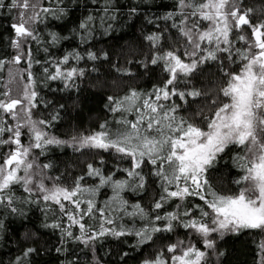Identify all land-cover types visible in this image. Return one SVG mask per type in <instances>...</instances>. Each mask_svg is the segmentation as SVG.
Listing matches in <instances>:
<instances>
[{
  "label": "snow or ice",
  "instance_id": "1",
  "mask_svg": "<svg viewBox=\"0 0 264 264\" xmlns=\"http://www.w3.org/2000/svg\"><path fill=\"white\" fill-rule=\"evenodd\" d=\"M242 5L243 0H176L177 10L164 19L173 21L171 27L184 38L185 47L179 53L176 50L155 52L149 61L152 65L162 64L168 74L163 86L153 87L149 92L132 89L122 97H107L108 110L119 114L115 126L109 127L105 121L98 131L78 141L72 138L77 149L87 147L128 159L132 167L123 169L125 179H114L115 173L105 176L101 169L89 164L86 175L99 179L95 187L82 186L80 181L84 177L78 178L71 188L59 184L47 187L45 180L52 178L42 173L51 165H37L30 157L34 150L39 149L43 154L48 146L69 143L47 131L57 117L32 118L37 92L29 90L31 85L22 98H11L10 91L0 94L4 97L0 99V146H8L0 153V205L17 212L11 207L13 196L9 194L16 185H22L28 193H41L37 200L30 202L55 205L70 222L62 228V235L73 238L70 229L75 226L80 232L75 239L85 245L105 236H134L139 246L153 241L157 233H174L177 228L185 232L188 239L173 238L174 242L144 257L140 264H209V253L216 251V237L222 239L226 234L246 230L264 234V18L254 22V9ZM4 7L0 0V8ZM10 7L18 13V22L11 27L16 36L13 47L20 50L21 41L36 39L31 25L42 19L41 13L53 10L42 6L40 0H10ZM91 20L89 16L80 27L87 29ZM245 29L250 36L244 34ZM56 39L53 34L52 40ZM146 39L155 47L161 36L153 34ZM237 41L243 42L244 47H236ZM221 54L230 65L238 64L237 70L225 68L224 61L219 59ZM21 55L30 69V50L27 54H17L13 63H19ZM82 58L73 52L60 61H53L52 71L43 69L46 78L62 81L65 88L74 86L75 79L82 77L84 70L69 62ZM88 58L95 60L96 56L88 53ZM208 61L220 65L225 82L216 99L210 100V114L197 110L196 116L203 124L200 126L179 115L180 105L172 98L178 97L187 104L188 98L195 102L203 95L198 89L178 91L175 83L191 77ZM28 75L31 78L30 71ZM4 114L13 123H7ZM233 147L238 149L234 161L240 170L234 181L237 191L221 194L211 187L206 174ZM144 165L150 166V175L156 178L160 190L151 205V215L139 203L130 205L122 196L129 189L144 190ZM105 186L112 189L113 195L102 207H97L96 195ZM189 198L201 203L182 208V203ZM173 201L177 202L176 210L161 215L158 210ZM125 216L133 223L136 218L144 223L140 228L125 227L120 223ZM85 217L93 220L95 226L86 224ZM46 226L61 228L60 223ZM193 241H198L201 247ZM258 249L259 264H264V240ZM33 252L35 249L28 248L24 258ZM20 260L18 257L16 264Z\"/></svg>",
  "mask_w": 264,
  "mask_h": 264
},
{
  "label": "trees",
  "instance_id": "2",
  "mask_svg": "<svg viewBox=\"0 0 264 264\" xmlns=\"http://www.w3.org/2000/svg\"><path fill=\"white\" fill-rule=\"evenodd\" d=\"M3 3L5 7L0 8V61H3L0 94L10 91L13 98L14 87H19L20 80L34 81L32 84L37 96L33 116L38 120H51L56 116L47 131L71 142L48 146L43 154L41 150H35L37 165H51L42 173L52 178L45 180L46 186L59 184L71 188L78 178L84 177L80 181L82 186L95 187L99 179L86 175L89 164L101 169L105 176L115 173L114 179H125L123 169L132 167L128 159L87 147L77 149L72 138L76 137L78 141L80 137L98 131L99 125L105 121L109 122V127L115 126L119 114L114 115L108 110L107 97H122L132 89L149 92L153 87L163 86L168 74L162 64L152 65L149 61L155 52L162 54L176 50L179 53L185 47L184 38L171 27L173 21L164 19L168 13L177 10L176 0H40L42 6L53 11L41 13L42 19L31 25L36 39L21 41L20 50L13 47L16 36L11 27L18 22L17 10L10 7V0H3ZM242 6L254 9V22L264 18V0H243ZM89 16L92 20L88 28H81V23ZM53 34L57 37L55 42ZM153 34L161 36L155 47L146 39ZM244 34L250 36L247 29ZM236 47L243 48V42L237 41ZM29 50L30 69L24 55H21L19 63H13L17 54H27ZM73 52L83 58L70 60L69 63L82 68L84 75L77 77L70 88H65L60 80H48L43 69L52 71L53 61H60ZM88 53H94L96 59H89ZM219 59L224 61V67L229 71L237 70L238 64L230 65L222 54ZM26 69L31 72V78ZM224 82L216 61L200 65L191 77L178 79L175 83L178 91L198 89L203 94L195 102L188 98L187 104L173 97V101L180 105L179 115L203 126L196 112L203 109L205 114H210V100L216 99ZM0 99L4 97L0 95ZM7 147L0 146V153ZM237 152L238 149L233 147L208 169L206 179L218 193L233 194L237 191L234 183L240 171L234 161ZM150 172V166L144 165L142 174L146 184L143 191L129 189L122 193L130 205L139 203L149 215L152 214L151 205L160 192L156 178ZM9 194L13 196L11 207H15L17 212L13 213L7 205H0V264H16L18 257L21 258L20 264H140L144 257L174 242L173 238L188 239L185 232L177 228L174 233L155 234L153 241L146 245L138 246L134 236H105L91 245H85L75 239L80 235L75 226L70 229L73 238L62 235V228L70 222L67 217H62L55 205L43 201L30 202L37 200L41 193H28L22 185H16ZM112 195L110 187L100 188L96 195L97 207H102ZM176 203L170 202L164 209L158 210L159 213L163 215L175 211ZM200 203L198 199L189 198L182 203V208ZM85 222L95 226L94 221L87 217ZM53 223H60L61 228L46 226ZM120 223L128 228H140L144 221L136 218L133 223L125 216ZM216 240V251L209 253V264H259L258 245L264 240V234L257 230L230 233L222 239L216 237ZM193 242L201 247L198 241ZM28 248L35 249V252L24 258L23 253Z\"/></svg>",
  "mask_w": 264,
  "mask_h": 264
},
{
  "label": "rangeland",
  "instance_id": "3",
  "mask_svg": "<svg viewBox=\"0 0 264 264\" xmlns=\"http://www.w3.org/2000/svg\"><path fill=\"white\" fill-rule=\"evenodd\" d=\"M9 80H10V79H8V81H9ZM11 82H12V81H11ZM12 84H15V82H12ZM29 85H31V87H30L29 90H34V88H33V84H32V82H31L29 79H22V80H20L19 87H18V86L14 87L15 91L13 90V92H15V93H14V97H13V98H22V97H23V94H24V91L26 90V88H29ZM32 118H33L34 120H38L36 117L33 116V114H32ZM4 119H5V120L7 121V123H9V124L13 123V121H12L10 118H8L6 114H4ZM48 132H49V131H48ZM49 135L54 136V135L51 134L50 132H49ZM55 137H56V136H55ZM57 138H59V137H57ZM59 139H61V138H59ZM62 140H63V139H62ZM65 141H67V140H65ZM26 142H27V141H26ZM68 142L71 143L69 140H68ZM74 142H75V141H74ZM72 143H73V141H72ZM34 153H35V150H34L32 156L30 157V159H34V157H35V154H34ZM33 187H35V186L33 185Z\"/></svg>",
  "mask_w": 264,
  "mask_h": 264
}]
</instances>
